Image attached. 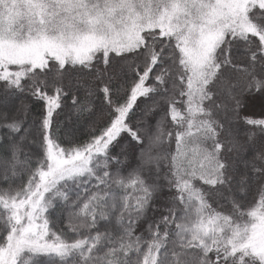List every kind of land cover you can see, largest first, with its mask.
I'll return each instance as SVG.
<instances>
[{
	"label": "snow or ice",
	"instance_id": "obj_1",
	"mask_svg": "<svg viewBox=\"0 0 264 264\" xmlns=\"http://www.w3.org/2000/svg\"><path fill=\"white\" fill-rule=\"evenodd\" d=\"M0 264H264V0H0Z\"/></svg>",
	"mask_w": 264,
	"mask_h": 264
}]
</instances>
